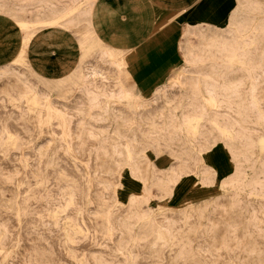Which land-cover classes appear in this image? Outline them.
<instances>
[{
  "label": "rangeland",
  "instance_id": "374dc122",
  "mask_svg": "<svg viewBox=\"0 0 264 264\" xmlns=\"http://www.w3.org/2000/svg\"><path fill=\"white\" fill-rule=\"evenodd\" d=\"M71 1L84 0H0V13L15 21L20 14L36 19L47 7ZM229 2L233 8L236 0ZM199 22L225 26L227 20ZM187 25L181 19L179 31L120 56L107 55L103 44L87 53L88 45L84 49L79 43L85 56L78 80L80 61L56 79L38 74L26 59L0 69V264H264V164H260L264 150L257 144L264 136V43L257 40L248 49L256 65L239 75L231 98L223 99L217 90L218 101L212 107L203 83L191 87V82L206 76L199 75L198 65L188 63L189 49L199 51L201 46L195 29L183 40ZM62 28L76 30L73 33L81 37L88 27ZM252 32L247 30L246 41L253 35L261 38V32ZM225 33L232 39V32ZM90 37L95 42L93 33ZM141 53L175 58L130 61L128 54ZM228 57L208 62L240 70L241 61L229 64ZM141 65H160L157 68L163 71V77L149 79V84L157 82L153 93L132 89L135 83L125 76ZM92 67L104 74L91 75ZM125 94L138 107L130 108ZM112 107L114 111H109ZM188 108L226 117L232 124L247 187L222 188L221 179L216 182L211 173L200 174L201 145L216 142L213 154L222 152L230 173L236 165L235 158L226 159L228 139L211 124L202 127L209 132L196 135L193 127L174 123L166 135L169 147L158 139L161 133L146 132L149 138L144 141L150 146L141 142L153 165L182 168L183 174L195 175L196 184L212 185L207 199L176 205L172 194L181 178L168 185L167 192L159 183L146 185L144 175L152 164L144 154L140 153L134 173L123 164L118 154L121 142L113 134V112L134 127L140 124L145 132L153 122H168L170 112L180 121Z\"/></svg>",
  "mask_w": 264,
  "mask_h": 264
},
{
  "label": "crops",
  "instance_id": "0c3cea01",
  "mask_svg": "<svg viewBox=\"0 0 264 264\" xmlns=\"http://www.w3.org/2000/svg\"><path fill=\"white\" fill-rule=\"evenodd\" d=\"M237 5L238 0L233 8H230L229 0H95L90 14L91 31L86 30L87 34L85 32L80 37V33H73L76 30L43 28L28 42L25 59L32 69L46 79L60 78L72 71L78 61V67L82 64L85 53H81L79 43L84 44V49L88 45L86 48L90 50L98 41L114 51L124 50L126 54L157 42L166 33L179 31L181 19L188 24L183 31L190 26L204 24L199 22L202 19L217 22L227 20L225 26L208 23L226 28ZM91 33L96 36L95 42L91 41ZM23 49L24 32L11 16L0 13V67L16 61ZM128 57H131L130 61L164 62L174 60L175 55L141 53L128 54ZM157 67L160 65H141L130 73L125 72V76L135 83L131 88L139 89L142 94L153 93L157 82L149 84V79L163 77L160 75L163 71ZM208 153L202 157L203 165L211 167L217 182L230 173V166L225 163L220 151L214 155L215 160ZM196 181L193 173L182 174L173 190L174 204L207 199L212 195V185L200 186Z\"/></svg>",
  "mask_w": 264,
  "mask_h": 264
},
{
  "label": "bare ground",
  "instance_id": "6f19581e",
  "mask_svg": "<svg viewBox=\"0 0 264 264\" xmlns=\"http://www.w3.org/2000/svg\"><path fill=\"white\" fill-rule=\"evenodd\" d=\"M94 2L95 0H84L82 3H76V1H71L66 5H56L53 8L47 7L44 11H41L37 14L36 19L32 18V16L29 15L20 14V16L16 19V23L19 24L20 28L24 32V49L19 58L13 63H25V49L27 48L28 42L30 41L31 37L38 30H41L46 27H80L83 24H87V30L91 31L92 29L90 24V14ZM7 7L8 4L4 2L2 4V8L5 9ZM228 26L229 28H231L232 39H229L228 36H226V31L231 33L228 28H223L217 25L208 24V26H205L204 24H197L196 26H190L189 28H186L183 31V35L185 38L183 40H187V38L191 36V29H195V34L197 35L198 44L201 46V49L199 51L192 50L191 48L189 49L188 63L198 65L197 72L199 73V75L206 76L203 79H198V81L195 80L194 82H191V87L197 86L199 83H203L205 92L210 96L208 100L209 105L212 107V103L216 100L218 101V98L215 96V94L219 90L222 91L221 93L223 94V99L231 98L233 93L232 88L237 84L239 80L237 78L239 77V75L241 73H247L248 70L253 68L254 56L249 53L250 50L248 51V49L256 45L258 43L257 40H263L264 43V0H238V5L231 14ZM247 30L254 31L252 32L253 34L255 32H261V38L257 39L254 35L251 36L252 38H250L248 35L249 41H246ZM96 43L97 44L95 45V47H90V50L87 49V53L93 48H96V46H100L102 44L98 41H96ZM104 52L112 57L125 54L124 50L114 51L108 47ZM223 55L229 56L226 59V61H230L229 64L233 63L234 61H241V69L234 70V67L229 69L227 67L225 68L222 65L216 66L212 64V62H208L209 60L213 61V59H216L217 57ZM208 64H211L212 68L207 69ZM80 67H82V64L80 65ZM80 67H78L77 69V72L79 73L77 80L81 78ZM116 67L120 70L122 65L117 62ZM3 68L4 67H0V69ZM89 72L93 76H101L104 74L102 69H100L99 67H92ZM77 80L75 82H77ZM123 97L129 100L130 108L134 109L135 107H138L137 104H135V102L131 100L132 96H130V94H125L123 95ZM109 98L116 99V96L110 95ZM169 102L170 99L167 97L166 103L169 104ZM170 109L174 108L170 107ZM110 110L114 111L113 107L110 108L109 111ZM112 114L114 116L112 118V122L113 125H115V128L113 129V134H115L116 140L121 142L120 147L118 148V154L121 158H123V164L130 167L133 173L137 171L135 165L139 163V160L141 159V154H144V157L146 158L147 162L151 164L153 163L149 154L145 152V149H141V142L149 138L148 135H146V132H150V134L156 135L161 133V136L158 137V139L165 141V146L169 147L166 135L171 131L170 128L175 126L174 123L177 125L182 124L193 127V130L196 135H203L204 133L209 132V128L205 131L202 130V127H209L208 124H211L219 131L222 138L228 139L227 141L229 145H226L228 150L226 155L227 161H231L234 158V160H236V168L234 167L233 171L227 175V178L221 179L219 185L222 188L230 186H237L238 188L247 187V183L243 179L245 171L239 164L241 150L237 147V145L235 146V140H237V133L235 132L232 124L229 122V120H227L226 117H210L204 111H190L188 108L185 110V112H183L182 119L180 121H176V114L174 112H170L169 116H167V118L169 119L168 122H153L151 124V127H149V130L144 132L141 130L140 124H136L137 126L134 127L132 122H130L127 118H124V115H117L116 112H113ZM201 122L202 124H200ZM159 124H161V128L156 127V125ZM137 131L142 133V139L137 136ZM214 143L215 144L211 143L213 144V146L201 145L200 151L202 152L204 150V153L202 152L203 155L207 154L208 152L211 153V159L213 160H215L213 151L216 149L217 146V143ZM257 144L260 150H264V136L259 137ZM145 145L150 146L151 144L149 142L144 141V146ZM209 153L208 155H210ZM174 156H177V154ZM260 164H264V160H261ZM210 168V166H203V172L201 171L200 174H204L205 172L211 173L212 179L213 181H215L214 172ZM156 170L159 171L157 172ZM165 170L172 173V175L166 174L167 172L163 173V171ZM162 173L163 175H161ZM182 174V168L178 169L174 167H169L167 169H162L158 168L155 164H152V166L148 168L146 174L144 175L146 179L145 183L147 185L156 182L159 183V185H162L163 188L168 189V185H170L171 183H177L181 178ZM170 191L171 189L167 190V192Z\"/></svg>",
  "mask_w": 264,
  "mask_h": 264
}]
</instances>
